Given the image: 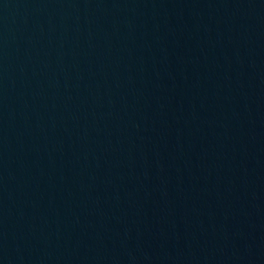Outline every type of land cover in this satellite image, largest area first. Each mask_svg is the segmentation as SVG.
<instances>
[{
	"label": "water",
	"instance_id": "obj_1",
	"mask_svg": "<svg viewBox=\"0 0 264 264\" xmlns=\"http://www.w3.org/2000/svg\"><path fill=\"white\" fill-rule=\"evenodd\" d=\"M0 264H264V0H0Z\"/></svg>",
	"mask_w": 264,
	"mask_h": 264
}]
</instances>
